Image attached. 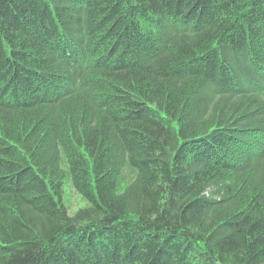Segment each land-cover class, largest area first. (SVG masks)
<instances>
[{
    "label": "trees",
    "instance_id": "1",
    "mask_svg": "<svg viewBox=\"0 0 264 264\" xmlns=\"http://www.w3.org/2000/svg\"><path fill=\"white\" fill-rule=\"evenodd\" d=\"M0 264H264V0H0Z\"/></svg>",
    "mask_w": 264,
    "mask_h": 264
},
{
    "label": "rangeland",
    "instance_id": "2",
    "mask_svg": "<svg viewBox=\"0 0 264 264\" xmlns=\"http://www.w3.org/2000/svg\"><path fill=\"white\" fill-rule=\"evenodd\" d=\"M122 188L123 185H120L119 190ZM62 201L69 214H73L78 208L86 207L88 205L82 196L76 192L69 180H66L63 184Z\"/></svg>",
    "mask_w": 264,
    "mask_h": 264
}]
</instances>
